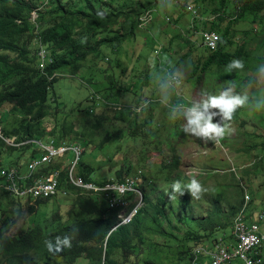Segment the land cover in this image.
<instances>
[{"label":"rangeland","instance_id":"rangeland-1","mask_svg":"<svg viewBox=\"0 0 264 264\" xmlns=\"http://www.w3.org/2000/svg\"><path fill=\"white\" fill-rule=\"evenodd\" d=\"M187 4L196 6L200 13L193 28H190L192 16L185 11ZM240 4L239 0H225L224 9L218 11V0H158L155 7L159 15L153 13L155 20L151 25H144L134 39L126 40L116 50L104 49L100 55L90 54L81 61L79 71L73 75L67 71L68 75L59 77L49 97V112L39 127L45 130L46 138L56 129L51 136L60 140L62 130H65L68 133L66 140L81 143L84 149L81 159L93 166L95 171L90 177L95 180L112 178L117 169L129 164L132 166L130 174L136 171L132 176L145 175L143 187L151 178L169 176V183L155 180L151 182V188L146 185L142 190L151 191L148 196L153 203L158 200L160 191L164 193L167 200L164 209L169 221L164 228L181 241L196 232V221L192 219L210 213L213 196L221 186L232 187L238 183L251 197L250 210L253 213L264 211V149L261 145L264 140V11L259 18L248 16L236 20ZM167 17L171 21L167 22ZM254 18L258 22H253ZM215 23H219L221 29L231 27L233 43L226 50L235 52L243 47L250 53L248 67L237 71L238 79L234 76L236 83L227 79L224 70L211 67L203 73L201 69L210 53L202 46L200 33ZM172 76L178 78L173 84L169 79ZM225 88H232L235 93L248 98L236 110L233 119L224 122L225 135L205 142L183 133L184 121L173 108L187 107L205 94H218ZM93 91L128 108L119 111L111 106L110 109L102 99L99 105L92 106L89 97ZM148 100L151 101L146 103ZM10 108V103L0 108L2 126L14 120ZM135 119L138 129L132 126ZM219 119L214 117L213 122ZM115 132H121L119 140L109 145L101 144L106 135ZM78 133L83 134L82 140L75 138ZM85 140L92 144L86 146ZM168 144L174 145L180 157V165L173 171L162 166V159L172 154ZM30 154V149H18L11 154L3 152L0 168L18 166L24 170ZM192 178L204 189L198 199L191 198L187 192L177 199L169 197L174 181L187 184ZM72 199L73 196L63 197L60 201L35 202L36 211L33 212L22 200L18 214L9 209L7 219L3 217L8 223H2L0 227V240L21 228L46 225L55 211L64 218ZM184 201L187 217L183 216L181 208ZM222 207L227 210L225 202ZM14 216L15 221L11 222ZM234 218L230 219V224ZM177 243L171 238L158 239L157 245L153 246L157 253L155 264H187L185 260L179 262L183 255L172 254ZM195 245L192 243V247ZM151 255L152 251L148 254L150 260ZM262 258L264 264V246ZM74 263L87 264L83 259ZM124 264H136V259L131 257Z\"/></svg>","mask_w":264,"mask_h":264},{"label":"trees","instance_id":"trees-1","mask_svg":"<svg viewBox=\"0 0 264 264\" xmlns=\"http://www.w3.org/2000/svg\"><path fill=\"white\" fill-rule=\"evenodd\" d=\"M157 1L128 0L125 3V0H49L47 5L40 7L42 0H0V108L3 104L10 103L9 113L14 118L13 121L3 124V133L5 136H15V143L22 142L18 146L11 145L0 136V155L3 152L11 154L18 149L26 151L31 145L24 141L46 134L45 130H40L39 127L49 112V96L54 83L59 79L57 77L50 79L53 72L71 71L74 74L80 70L81 61L90 54L100 55L104 49L116 50L126 40L134 39L140 27L139 16L152 8L157 9L155 7ZM218 2L220 5L218 11H222L225 0ZM239 2L241 4L236 20L248 16L259 18L264 11V0ZM37 7H40L38 33L30 19L31 12ZM256 18L253 22H258ZM221 27L219 23H215L208 29L217 32L220 40L217 51L210 52L206 49L210 54L202 63L203 73L211 67L225 71L226 64L233 58L242 59L244 67H248L250 53L243 47L235 52L226 50L225 48L231 47L233 43L231 27L226 26L223 29ZM37 34L41 36L43 43L53 52L55 58V62L46 68L47 74L38 67L36 49L32 43L34 35ZM237 71L231 73L225 71L227 79L236 83ZM135 121L136 119L132 120V126L138 129L139 125ZM55 131L51 134H55ZM120 135L121 132L106 135L101 144L109 145L119 140ZM67 136L68 133L62 130L60 140L67 139ZM75 138L82 140L84 136L78 133V137ZM85 141L88 147L92 144L89 140ZM261 145L264 149V140ZM168 147L172 154L162 159V166L163 169L173 171L178 169L180 157L174 145L168 144ZM34 153L35 151L31 156ZM59 165V163L50 165L45 170ZM131 169L132 166L129 164L125 168L117 169L113 176L121 181L130 174ZM94 171L93 166L86 160L79 161L78 173L86 181L93 179L90 176ZM140 177L142 181L138 182L137 187L142 189L146 185L151 188V182L155 180L162 179L169 183V176H164L151 178L143 187L145 175L142 173ZM60 181L72 192L76 191V188L65 182L63 172ZM105 182L107 180L103 183ZM142 191L143 206L137 211L133 221L129 225L119 226L112 232L111 229L120 221L118 216L121 209L106 208V203L101 197L95 199L77 195L66 213V218L62 219L53 213L52 218L44 226L34 224L3 237L0 240V264H75L78 259H83L87 264H124L131 257L136 259V264L140 261L143 264H155L154 258L157 253L153 246L157 245L156 242L161 237L177 241L176 250L172 254L174 256L181 254L183 257L179 258V262L185 260L187 264H192L194 260L192 251L195 248L192 247V243L210 245L220 238L228 239L230 237L228 230L232 229L230 219L237 214L244 200V189L238 183L232 187L221 186L213 196L210 213L192 219L196 221L197 230L192 236L181 241L164 228L165 224H169L164 209L167 202L164 193L160 191L158 200L153 203L148 196L151 191ZM20 202L6 191L0 192V227L2 223H8L3 217L6 216L7 219L9 209L10 212L12 210L17 214L20 212ZM223 202L226 203V211L223 210ZM132 206L133 196L127 199L126 213ZM185 207L184 201L181 208L183 216L187 217ZM28 208L31 212L35 210L34 206ZM14 221L15 216L11 222ZM66 234L73 236L72 246L58 253L49 251L45 241ZM1 236L0 230V238ZM150 251L151 260L148 258Z\"/></svg>","mask_w":264,"mask_h":264},{"label":"built area","instance_id":"built-area-1","mask_svg":"<svg viewBox=\"0 0 264 264\" xmlns=\"http://www.w3.org/2000/svg\"><path fill=\"white\" fill-rule=\"evenodd\" d=\"M187 11L198 16L197 10L193 5L187 6ZM153 11L141 15V26L153 20ZM169 20V18H167ZM203 44L210 51L218 50L220 36L215 31H207L202 34ZM38 55L42 59L41 67L46 66L47 50L40 47ZM48 61H51L48 59ZM46 153L39 159L33 157L28 162V171L25 174L18 173L15 168L0 172V191L5 190L14 196L31 198H51L59 194H66L65 188L59 187L58 171L54 170L43 175H34L35 170L43 162L49 161L52 156L61 154L66 147L56 148L51 145H43ZM71 150L78 155L79 147L71 145ZM66 181L72 187L80 190V194L93 195L95 198L101 197L106 203V208L121 209L119 223L112 228L114 230L119 225L131 222L137 211L143 206L141 190L136 186L134 179L127 177L121 182L107 181L102 185L85 182L75 171V161L66 170ZM62 191V192H61ZM61 192V193H60ZM133 196V206L126 213L127 199ZM250 196L245 195V205L235 216L231 229L230 241L223 238L213 242L211 245H199L194 248L193 264H261L260 248L264 245V211L252 214L248 209Z\"/></svg>","mask_w":264,"mask_h":264},{"label":"clouds","instance_id":"clouds-1","mask_svg":"<svg viewBox=\"0 0 264 264\" xmlns=\"http://www.w3.org/2000/svg\"><path fill=\"white\" fill-rule=\"evenodd\" d=\"M48 1L49 0H42V2L40 3V7L43 5H47ZM188 5H192V4H187L185 6V11L188 14H191V16H192L190 28H193L194 27L193 22H194V20L200 18V13H199L198 9L196 8V6L193 5L194 8L198 12V16L194 17L192 13L187 11ZM40 7L33 9V11L31 12V17H30V19L34 25V28L36 29V33L39 32V21H38L39 11H38V9ZM150 10H152L153 13H156L157 16L159 15V12L157 9L152 8ZM150 10H148V11H150ZM140 17L141 16H139V20H140ZM152 18H153V20L150 22V25L155 20L156 17H152ZM167 18H169V17H167ZM167 18H165L167 22L171 21L170 18H169V20H167ZM142 27L143 26H141V21H140L139 30L142 29ZM207 31H210V30H204L203 32L200 33L202 46L205 49H207V48L203 44L202 34L204 32H207ZM222 42L223 41H221V43ZM32 43L35 45L36 55L38 57V60H37L38 67L43 73L47 74L46 68L50 64H53L55 62L53 52H51L50 49L43 43L41 36H39L38 34L34 35V37L32 39ZM40 47H44L47 50V56L48 57H47V59H45L47 63H46V66L44 68L41 67L42 59L38 55V50ZM210 52H215V51H210ZM48 59H50L51 61H48ZM243 67H244V61L242 59L233 58L232 60H230L226 64L225 71L228 73H231L234 70L243 69ZM70 74L73 75L71 72H70ZM66 75H68L66 71H62V72L61 71H55L50 76V79L56 78V77L59 78L60 76H66ZM172 77L173 78H169L171 81L170 82L171 84L175 83V81H178L177 76H172ZM89 98H90V102H91L92 106L93 105L94 106L99 105V103L101 102L100 99H102V103L105 104V106H107L110 109H112L111 106H113V108L115 110H119V111H123V108H128L127 106L119 104L117 102L108 101L105 97L99 96L96 91L91 92V97H89ZM247 99L248 98L246 96H243L239 93H235L232 90V88H225V89L221 90L218 94H205L202 99H199V100L192 102L187 107H183V106L174 107L173 111L176 112L178 115H180L184 121L182 128H181V131L183 133L191 135L193 137L201 138L202 140L207 142V141H212L214 139L218 140L225 135L226 127L224 126V122L225 121H231L233 119V115L236 112V110L238 108H240L241 106H243L246 103ZM150 101L151 100H148L146 103H149ZM133 110L136 112L140 111V109H136V108H133ZM214 117H220V119L214 123L213 122ZM51 135L52 134L50 133V135L47 138L44 136H41V137H35V138L28 139V140L24 141V143H29L31 146L32 145L35 146V148L30 147L31 154L33 151H35V153L32 156H31V154L29 155V158L26 161V165H25L24 170H20L18 166H8V167L0 168V171L2 169L7 170L9 168H15L18 170V173L25 174L28 171V162L30 161V159L33 157H38L40 159L46 153V150L44 149L43 145H51L52 144V146H54L56 148L66 147V149L61 154H57L55 156H52L49 161H46V162H43L42 164H40L41 166L38 167L34 172V175L39 176V175L47 174L49 172L57 170L58 175H59V184H60L59 187L65 188V190L67 191L66 194H63V195L59 194L58 196H54L51 198H44V199L36 198L35 199V198L28 197V196L23 197L22 195L21 196H14L12 194H9V192L6 191L11 197L18 199L20 201L24 200L25 202H27L28 207L33 206L35 202L37 203V201H39V202H41V201L45 202L47 200H58V201H60L63 197L68 198L70 196H73V199L71 200V203H72L77 195H85V196L93 197V195H89V194H80V190L77 188H76L75 192H72L68 186L62 185L61 181H60L61 172H63L65 182L67 183V181H66V170L73 161H75V171H76L77 175L82 177L78 173L79 161L80 160L83 161V159H81V156L84 153V149L82 148L81 143L71 142V141H68L66 139L65 140H57L56 138H54ZM0 136L3 137L8 144H11V145H17L18 146L22 143V142L21 143H15V136H5L4 135L3 126H2L1 121H0ZM43 139H46V140L44 141ZM71 145H77L79 147L80 151H79L78 155H76L71 150V148H70ZM58 163L60 164L58 167H53V168H50L48 170H45L46 167H48L50 165L58 164ZM134 174H136V171L129 174L128 176H126V178L130 177V178L134 179L136 182V186H137L138 182L142 181V179L140 177V175L142 173H138L137 175L132 176ZM83 180L85 182L94 183L96 185H102L105 180L110 181V182H121V181H123V180L118 181L117 178H115L114 176L112 178H109V179L107 178V179H102V180L91 179V180L86 181L84 178H83ZM139 189L141 190V192H143L142 188H139ZM3 191H5V190H1L0 192H3ZM203 191H204V189L202 188L201 183L195 178H192L187 184H182L181 181L176 180L171 185V192L169 193V197L172 199H177L178 196H183L185 194V192H187L188 194H190L191 198H197L198 199ZM246 193H248L247 189H245L243 204L240 207V209L238 210L237 214L242 210L243 206L245 205ZM248 195H249V193H248ZM142 197H143V193H142ZM93 198H95V197H93ZM95 199H97V198H95ZM250 200H251V197H250ZM250 200H249V203L251 202ZM71 203H70V206H71ZM248 209L252 214H256L250 210L249 204H248ZM54 213H55V215L57 214V215H59L60 218H62L60 216V214L58 213V211H55ZM50 218H52V216ZM64 218H66V214H65ZM64 218H62V219H64ZM132 221H133V219L131 220V222ZM130 223L125 224V225H129ZM231 225L233 226V222ZM119 226H123V225H119ZM119 226H117L114 230H116ZM114 230L111 229V232ZM230 233H231V231H230ZM229 235H231V234H229ZM230 237L228 239H224V240L230 241ZM72 239H73V236L71 234H66L64 236H56L54 238V240H51V239L47 240V241H45V244H46V247L49 249V251H51L53 253H58L60 251H63V249H65V248H70L72 246ZM199 245H207V243L199 244ZM199 245H196V246H199ZM263 246L260 248V253H261L260 256L261 257H262ZM262 263H263V258H262ZM192 264H193V262H192Z\"/></svg>","mask_w":264,"mask_h":264},{"label":"crops","instance_id":"crops-1","mask_svg":"<svg viewBox=\"0 0 264 264\" xmlns=\"http://www.w3.org/2000/svg\"><path fill=\"white\" fill-rule=\"evenodd\" d=\"M199 25V24H198Z\"/></svg>","mask_w":264,"mask_h":264}]
</instances>
